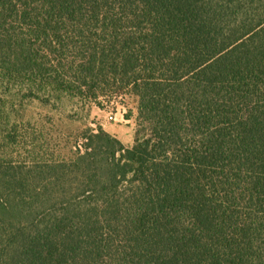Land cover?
I'll list each match as a JSON object with an SVG mask.
<instances>
[{"label":"trees","instance_id":"16d2710c","mask_svg":"<svg viewBox=\"0 0 264 264\" xmlns=\"http://www.w3.org/2000/svg\"><path fill=\"white\" fill-rule=\"evenodd\" d=\"M110 82L130 146L0 160V264H264V0H0V88Z\"/></svg>","mask_w":264,"mask_h":264},{"label":"rangeland","instance_id":"374dc122","mask_svg":"<svg viewBox=\"0 0 264 264\" xmlns=\"http://www.w3.org/2000/svg\"><path fill=\"white\" fill-rule=\"evenodd\" d=\"M63 86L0 88V160L70 158L99 127L133 143L137 98L130 88Z\"/></svg>","mask_w":264,"mask_h":264}]
</instances>
